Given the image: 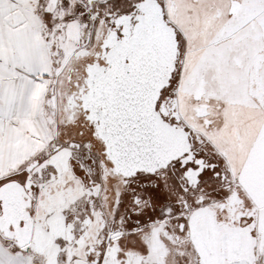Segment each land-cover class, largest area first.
Here are the masks:
<instances>
[{
    "label": "snow or ice",
    "instance_id": "6c2138e0",
    "mask_svg": "<svg viewBox=\"0 0 264 264\" xmlns=\"http://www.w3.org/2000/svg\"><path fill=\"white\" fill-rule=\"evenodd\" d=\"M0 264H264V0H0Z\"/></svg>",
    "mask_w": 264,
    "mask_h": 264
}]
</instances>
